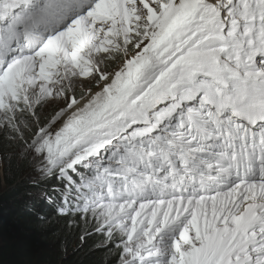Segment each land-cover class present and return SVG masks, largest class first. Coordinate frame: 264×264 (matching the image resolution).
<instances>
[{
  "label": "snow or ice",
  "instance_id": "6c2138e0",
  "mask_svg": "<svg viewBox=\"0 0 264 264\" xmlns=\"http://www.w3.org/2000/svg\"><path fill=\"white\" fill-rule=\"evenodd\" d=\"M13 163L104 264H264V0H0Z\"/></svg>",
  "mask_w": 264,
  "mask_h": 264
},
{
  "label": "trees",
  "instance_id": "16d2710c",
  "mask_svg": "<svg viewBox=\"0 0 264 264\" xmlns=\"http://www.w3.org/2000/svg\"><path fill=\"white\" fill-rule=\"evenodd\" d=\"M27 171L13 163L0 177V264H104L106 254L92 250L94 239L77 247L78 231L55 214L32 179L23 180Z\"/></svg>",
  "mask_w": 264,
  "mask_h": 264
},
{
  "label": "rangeland",
  "instance_id": "374dc122",
  "mask_svg": "<svg viewBox=\"0 0 264 264\" xmlns=\"http://www.w3.org/2000/svg\"><path fill=\"white\" fill-rule=\"evenodd\" d=\"M3 169H0V177H2L3 176ZM30 175H31V172H30V170H28L27 172H26V174H25V176H23L24 178H23V180H31V177H30ZM32 204H35L34 202H31L30 203V206L32 205Z\"/></svg>",
  "mask_w": 264,
  "mask_h": 264
}]
</instances>
